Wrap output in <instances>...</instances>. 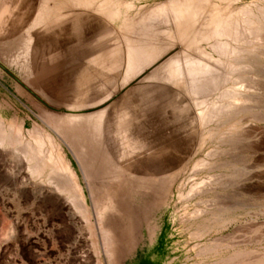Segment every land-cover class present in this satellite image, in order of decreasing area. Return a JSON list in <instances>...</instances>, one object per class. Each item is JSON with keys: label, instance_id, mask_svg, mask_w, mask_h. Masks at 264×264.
I'll use <instances>...</instances> for the list:
<instances>
[{"label": "rangeland", "instance_id": "374dc122", "mask_svg": "<svg viewBox=\"0 0 264 264\" xmlns=\"http://www.w3.org/2000/svg\"><path fill=\"white\" fill-rule=\"evenodd\" d=\"M41 1L31 0L26 5L16 7L13 0H0V51L10 54L25 45V50L22 48L21 52L18 48L17 52L21 53L15 54L18 58L23 55L28 57L22 72L10 63V60L0 58V115L12 124H21V140L16 148L15 146L0 148V264H95V262L97 264L91 245V231L88 228L90 222L96 230L99 220L95 210V187L102 183L103 167L88 165L91 154L89 142L94 140L96 132H91L88 127L91 117L82 119L72 133L65 122L60 125L62 128L56 123L64 110L67 93L72 88L74 79L78 77L76 74L79 68L83 65V51L87 52L90 42H93L96 24L94 20L86 22V25L90 24L89 28H86L89 32L85 35L84 31L82 32L80 37L82 42H80L78 37L70 32L69 28L72 25L70 26L69 23L78 15H86L88 10L72 8L64 14H57L51 10L53 7L61 6L63 0L62 4H60L61 0ZM161 1L164 0H132L133 8L129 7L131 9L128 8V12L134 14L143 5ZM236 1L240 4L252 0ZM93 33L94 35H91ZM72 36L76 38L72 39ZM76 39L78 42L75 41ZM205 44L201 43V46L207 49ZM262 48L264 51V45L260 48L262 55L250 54L247 63L249 67L242 68L241 76L239 74V77L236 76L237 79L233 78V82H236L232 86L236 89L224 91L229 102L225 104L227 107L224 105V111L227 117H231L229 120L226 119V122L234 123V120H237L238 128L227 134H217L211 139L207 138L197 149L186 147L182 160L184 167L181 172L172 181L151 186L146 213L136 201V196L124 199L127 205L132 206L135 218L142 219L144 224H138L139 229L136 227L133 242L124 247L126 249L117 264H204L215 257L232 256L238 252H241L243 259L250 263L257 261L258 264L262 260L259 264H264V52ZM43 49L53 54L47 64L49 66L45 73H31L30 55ZM180 49L182 46L177 43L168 55H172V52L173 55H177L181 52ZM189 52L195 56L194 51ZM169 56L159 59L163 61ZM159 59L144 68L136 80H141L153 66L160 63ZM105 63L106 61L103 60L102 64ZM104 72L97 76L100 83L99 91L90 99L96 100L101 95L108 94L111 97L107 103L121 105L124 102L125 90L135 91L137 82L129 79L126 83H122L117 71ZM183 75L181 71L175 72L168 79L170 84L163 81L151 83L150 85L155 89V97L143 103L141 110L135 112V115L133 113L135 125L143 124V130L149 133L151 138L162 137L165 141H180L188 145L190 125L186 116L175 111L177 97L175 98L173 92V86H177L179 81H182ZM216 93L218 91L213 90L199 95L210 101L218 95ZM172 98L176 101L174 102ZM90 99L88 97L83 102L81 113L91 114L105 105L92 108L87 105ZM224 119L220 120L224 121ZM220 120L215 121L214 125L222 124ZM108 121L106 117V130H109L106 135L111 138ZM183 123L187 124L185 129L183 128L185 134L180 131ZM88 129L91 133L87 131ZM41 130L42 133L52 136L68 160L76 175L77 185L82 190L84 206L88 214H84L80 205H77V193H74L76 191L74 187L70 186L67 192L58 189L59 184L67 178L64 176L59 178L61 171L56 169L52 175L55 176L54 182L51 183L31 173L29 166L31 163L22 151L23 142L32 139V132L40 134ZM78 147H81L80 151ZM138 180L135 179L134 187L140 185L138 184L140 182H136ZM192 184H195L197 189L193 188L190 191ZM68 192L72 193L69 194L71 198L66 196ZM186 211H193V216H196V219L200 218L201 221L216 216V218H226V221L224 225H218L202 236L192 237L189 232L194 228L195 223L181 220ZM97 232L101 233L98 229ZM212 240L214 242L216 240L218 246L217 256L200 257L196 253L198 247ZM101 264L109 263L103 257Z\"/></svg>", "mask_w": 264, "mask_h": 264}, {"label": "bare ground", "instance_id": "6f19581e", "mask_svg": "<svg viewBox=\"0 0 264 264\" xmlns=\"http://www.w3.org/2000/svg\"><path fill=\"white\" fill-rule=\"evenodd\" d=\"M30 1L13 0L16 7L26 5ZM131 1L63 0L64 3L62 4L61 0L60 4L62 5L53 7L51 10L57 14H64L72 8L88 10L86 15H78L79 17H75L69 23L70 26L72 25L69 28L70 32L79 40L83 31L84 35L89 32L86 28H89L90 24L88 26L86 22L94 20L96 24V34L95 37L93 36V42H90L91 45L88 44V46L90 45L89 48L86 47L87 52L83 51L85 54H83L84 58L82 56L83 65L79 68L76 74L78 77L74 79L72 88L67 93L64 110H62L56 123L59 128H62L60 125L65 122L72 133V130L76 128V125L82 119L91 117V122L88 121L90 125L88 127L91 132H96L94 142L88 141L91 153L88 165L97 167L101 165L103 167L101 173L102 183L95 187V210L99 219L97 229L101 233L99 234L97 229L94 230V226L90 222L88 228L91 231V245L97 264L102 263L103 257L109 264H117L126 249L124 247L133 242L136 236V227L139 229L138 224H144L142 219L135 218L132 206L127 205L124 199L136 196V201H138L143 212L146 213L151 186L169 180L172 181L181 172L184 167L182 160H184L186 147L193 150L197 149L203 145L202 143L207 138L211 139L217 134H227L238 128L237 120L232 121L234 123L226 122V119L229 120L231 117H227L226 111H224V107H227L225 104L229 103L226 100L224 91L225 89H236L235 86H232L236 82H233V78L237 79L236 76L243 73L241 72L242 68L249 67L247 63L250 54L259 53V55H262L260 48L264 45V0H252L240 4L236 3V0H164L159 3L154 2L150 5H143L140 10L130 14L128 8H133ZM84 27L86 31L83 30ZM91 35H94V33ZM75 38L72 36V39ZM77 39L76 42H78ZM26 42L28 41L26 40ZM80 42L82 41L80 40ZM177 43L182 46L181 52H178L177 55H173L172 52V55L169 54L171 55L169 56V51ZM201 43H206L208 50L201 46ZM24 47L22 48L24 49ZM22 48H19V51ZM188 50L194 51L195 56L192 55L193 53L190 54ZM17 51L10 54L0 51V58L10 60V63H13L22 72L23 65H25L28 57L23 55L24 58H18L15 53L19 54L22 51ZM30 56L32 62L30 72L43 73L49 66L47 64L51 61L53 54L43 49L40 52H32ZM163 56L169 57H165L161 61L159 58ZM157 59L161 62L159 61L160 63L156 64L155 67H151L152 69L141 80H136L139 73L143 72L144 68L146 69L148 65L153 64ZM101 60L106 61V63L102 64ZM104 71H117L122 83H126L129 79L137 82L134 87L135 91L125 90L123 93L124 102H121V105L107 103L111 97L108 94H103L96 100L90 99L98 93L100 83L97 76ZM177 71H181L182 75L184 74L182 81L180 82L178 79L179 84L177 86L172 84L171 87L173 86L174 96L177 97L175 111L186 116L190 125L188 145L180 141H165L162 137L151 138L148 135L149 133L147 134L143 130V124L137 123L135 125L133 117V113L135 115V112L141 110L143 103L155 97V89L150 84L158 83V81L168 82V79ZM39 76L43 75L39 74ZM213 90L218 91L216 93L218 95H215L216 97L213 100L207 101L202 95H199L202 92ZM112 94H114L113 91ZM88 97L91 101L87 105L92 108L105 105L97 111L93 109L95 112L91 114L81 113V106ZM88 108L90 107L88 106ZM106 117L109 119L108 126L111 128V138L106 135V132L109 131L106 130ZM223 118H225L224 121H221ZM217 120H220L222 124L214 125ZM186 123L182 124L180 130L182 134L186 133L184 130L188 124ZM20 126L21 124L17 125L6 121L4 116L0 115V148L9 146H15L14 148H16L21 140ZM41 133L32 132V139L23 142L22 151L31 163L29 165L31 173L35 177L51 183L54 182L53 178L55 176L52 175H54L56 169L61 171L59 175L57 174L59 178L63 176L67 178L59 186L57 185L58 189L61 192H67L70 186L74 187L76 189L74 193H77V201L75 199L77 205H80L84 214H88V210L84 206L82 190L77 185L76 175L68 160L52 136L46 135L44 132ZM78 150L80 151L81 147H78ZM137 178L139 180L136 182H140L138 183L140 185L134 187L133 183ZM196 187L195 184H192L190 191ZM69 194L72 193L68 192L66 196H69ZM69 198L71 197L69 196ZM120 215L122 216L120 217ZM216 217L207 220L208 217L205 218L207 221L203 219L201 221L200 218L196 219L197 217L193 216V211H186L181 220L184 219V222L191 221V224L195 223L194 228L189 232L191 235H189L199 237L218 225H224L226 218L219 217L221 218L219 219ZM228 218L231 219V217ZM217 248L216 240L215 242L212 240V242L198 247L196 253L200 257L213 258L218 254ZM261 262L262 260L258 264ZM256 263L257 261L250 263V261L244 260L242 253L238 252L232 256L215 257L204 264Z\"/></svg>", "mask_w": 264, "mask_h": 264}]
</instances>
